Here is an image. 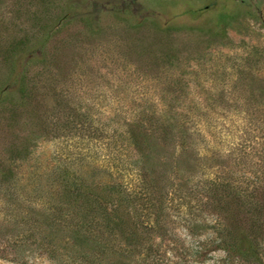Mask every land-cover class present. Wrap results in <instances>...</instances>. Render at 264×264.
Returning a JSON list of instances; mask_svg holds the SVG:
<instances>
[{
  "label": "rangeland",
  "instance_id": "374dc122",
  "mask_svg": "<svg viewBox=\"0 0 264 264\" xmlns=\"http://www.w3.org/2000/svg\"><path fill=\"white\" fill-rule=\"evenodd\" d=\"M0 264H264V0H0Z\"/></svg>",
  "mask_w": 264,
  "mask_h": 264
},
{
  "label": "trees",
  "instance_id": "16d2710c",
  "mask_svg": "<svg viewBox=\"0 0 264 264\" xmlns=\"http://www.w3.org/2000/svg\"><path fill=\"white\" fill-rule=\"evenodd\" d=\"M93 188H97V184L91 186L89 185L88 186V191L86 193V197L87 199H83L82 203H81V207L84 206V213H83V218L87 219L89 222H93L96 221L97 224H99V226H102L103 228L105 229H111L112 227L114 228L115 226H118L121 227V228H125L130 226V224L127 222V219L130 218L129 215H126L125 218L123 219L125 213L124 211L121 210V206L119 204V201L116 202V204H113L112 203V206L110 207H107V206H103L99 200L96 201L98 206L101 208V210H98L99 207H97V205H93L94 202H92L91 200V194L93 193L92 190L90 189H93ZM67 188L63 189V193L65 194L67 192ZM78 191H79V187H78ZM94 194V193H93ZM108 197L110 198L111 201L115 200L114 198V195L112 196L111 193L109 192L108 193ZM103 201H106V199H104ZM73 206L76 207V202H75V199L73 201ZM95 213V214H94ZM98 216L100 218H98ZM95 218V219H94ZM117 221V222H116ZM91 223H89V225H91ZM54 226H51V228L53 229ZM86 227H89L87 226L86 224ZM81 228V229H78L79 232H75V229H72L73 230V233H72V236L74 238L75 234L79 235L82 237L83 240H85V242L87 244L91 243V239L88 238V237H91L88 232L90 231L88 228ZM56 228V227H54ZM133 228L135 229V226H133ZM83 229L85 232H83ZM56 230V234H59L57 231H59V229H55ZM60 231H61V227H60ZM91 232V231H90ZM122 234H124L125 232L124 231H121ZM70 234V233H69ZM133 234H135V231H133ZM69 237H71V234L69 235ZM93 242H95L93 240Z\"/></svg>",
  "mask_w": 264,
  "mask_h": 264
}]
</instances>
